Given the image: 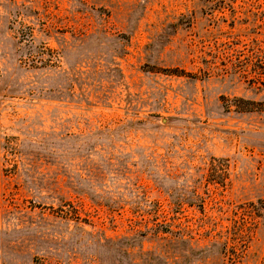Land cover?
<instances>
[{
    "label": "rangeland",
    "instance_id": "rangeland-1",
    "mask_svg": "<svg viewBox=\"0 0 264 264\" xmlns=\"http://www.w3.org/2000/svg\"><path fill=\"white\" fill-rule=\"evenodd\" d=\"M0 264H264V0H0Z\"/></svg>",
    "mask_w": 264,
    "mask_h": 264
}]
</instances>
